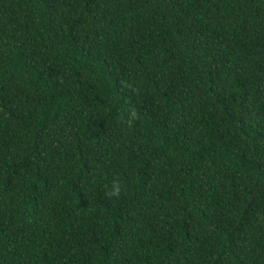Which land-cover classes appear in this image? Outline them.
I'll use <instances>...</instances> for the list:
<instances>
[{"label":"trees","instance_id":"trees-1","mask_svg":"<svg viewBox=\"0 0 264 264\" xmlns=\"http://www.w3.org/2000/svg\"><path fill=\"white\" fill-rule=\"evenodd\" d=\"M0 264H264V0H0Z\"/></svg>","mask_w":264,"mask_h":264},{"label":"clouds","instance_id":"clouds-1","mask_svg":"<svg viewBox=\"0 0 264 264\" xmlns=\"http://www.w3.org/2000/svg\"><path fill=\"white\" fill-rule=\"evenodd\" d=\"M121 188L117 182H113L110 191L107 193L109 196H118L120 194Z\"/></svg>","mask_w":264,"mask_h":264}]
</instances>
